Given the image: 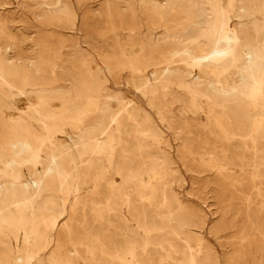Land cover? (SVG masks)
<instances>
[{"label":"rangeland","instance_id":"1","mask_svg":"<svg viewBox=\"0 0 264 264\" xmlns=\"http://www.w3.org/2000/svg\"><path fill=\"white\" fill-rule=\"evenodd\" d=\"M175 1L0 0V185L28 198L0 194V264H264V0L231 1L225 62ZM189 1L207 43L227 0Z\"/></svg>","mask_w":264,"mask_h":264},{"label":"bare ground","instance_id":"2","mask_svg":"<svg viewBox=\"0 0 264 264\" xmlns=\"http://www.w3.org/2000/svg\"><path fill=\"white\" fill-rule=\"evenodd\" d=\"M231 1L227 0L225 5H222L219 1H217L213 5L212 13L214 15V21L211 26V30L204 35L206 38L207 43H203L200 40H197V33H193V31L188 27L189 25V15L191 10V2L189 0H176L175 2H171L167 5V10L174 11L176 17L174 19L177 20L178 24L182 25L184 28L185 34L187 35V38H190L191 41V51H194L198 54V62L199 61H211V62H225L227 57L231 55L232 46L235 42V34L230 31L228 24H227V11L231 7ZM179 14L180 17L178 16ZM150 20V19H149ZM158 27V26H157ZM184 48V47H183ZM190 48V47H188ZM187 48V49H188ZM187 49L184 51L185 57H183L181 60L184 61L185 64H191L193 62V58L189 56V53L187 52ZM250 55H253V50H250ZM181 55V54H180ZM249 58L250 64L252 63V58ZM56 62V61H55ZM32 69V67H31ZM154 77V76H153ZM173 79V78H172ZM51 81V80H50ZM173 81V80H172ZM15 86V85H14ZM255 85L252 87L254 88ZM39 92V91H37ZM41 92V91H40ZM106 97V96H105ZM156 99V98H155ZM117 100V99H116ZM242 101V100H241ZM122 102V101H121ZM123 105V103H121ZM221 102V101H220ZM243 105V104H242ZM226 107V105H225ZM230 107V106H229ZM228 107V108H229ZM247 107V106H246ZM227 108V107H226ZM232 108V107H231ZM132 110V109H131ZM219 112V110H217ZM217 114V113H216ZM133 116V114L131 113ZM130 115V116H131ZM219 115V114H218ZM221 115V114H220ZM239 113L237 114V116ZM236 116V115H234ZM236 116V117H237ZM241 117V116H240ZM238 118V117H237ZM244 118H248L244 117ZM229 120V119H228ZM235 120V118H234ZM237 120V119H236ZM239 120H241L239 118ZM244 119H242L243 121ZM233 123V122H232ZM238 123V122H237ZM236 123V124H237ZM46 124V123H45ZM242 125V124H241ZM244 125V124H243ZM239 127V126H238ZM242 127V126H241ZM246 127V126H245ZM237 129V128H236ZM252 129V128H251ZM179 130V129H178ZM238 130V129H237ZM244 131V130H243ZM237 132V131H236ZM242 132V131H241ZM247 132V131H246ZM250 132H248L249 134ZM241 134V133H240ZM239 135V133H238ZM244 135V134H243ZM242 136V135H241ZM37 141V140H36ZM46 139H40L35 147H31L26 141L24 140H15L12 142V146L14 148L18 147V150L14 151L15 155H19L20 153L24 152L25 150H29V156L32 158H37L39 156V150L42 146L45 145ZM50 142V141H49ZM208 142V141H207ZM15 143H18L17 145ZM52 144V142H50ZM49 143V144H50ZM223 143V142H222ZM26 153V152H25ZM206 153V152H205ZM244 153V152H243ZM23 154V153H22ZM20 154V155H22ZM28 154V153H27ZM3 152H0V161L4 163L9 162V160H2L3 159ZM207 156V155H206ZM57 156L51 154L52 163H48L47 166L44 167L43 175L39 178H35V186H43L45 189L55 192L57 189L55 179H59V173L56 167V158ZM221 157V156H220ZM218 159V158H217ZM29 160V159H28ZM159 160V159H158ZM223 161V160H222ZM10 166L13 165L15 162V159L10 160ZM164 162V161H163ZM251 163V162H250ZM8 166V165H7ZM15 167V165H14ZM17 167V165H16ZM2 172L5 174L6 171L2 170ZM19 172V171H18ZM10 173L9 176L11 177L10 182L5 185H0V194H3L6 199L8 198H17L18 201H21L22 204L28 201L27 198V187L22 183L21 181V175L18 173ZM84 172V171H83ZM221 173V172H220ZM7 174V173H6ZM8 176V175H7ZM5 177V176H4ZM86 177V176H85ZM6 178V177H5ZM225 178V177H224ZM7 179V178H6ZM85 179V178H84ZM9 180V179H8ZM81 187V186H80ZM35 189V188H34ZM94 193V192H93ZM96 193V192H95ZM52 196V195H50ZM46 197L44 201L40 204L42 208H58V203L56 201V198L54 196L52 197ZM110 196V195H109ZM57 197V196H56ZM5 199V200H6ZM10 199V200H11ZM58 199V197H57ZM7 200V202H9ZM16 201V199H15ZM17 201V202H18ZM16 202V204H17ZM106 203V202H105ZM11 204V202H10ZM14 204V203H13ZM106 206V205H105ZM105 209V208H104ZM49 210V209H47ZM59 210V209H58ZM61 210V209H60ZM96 210V209H95ZM69 216V215H68ZM45 219V217H44ZM67 219V218H66ZM99 220V219H98ZM56 223V222H55ZM127 227V226H126ZM72 230V229H71ZM97 238V237H96ZM96 245V244H95ZM86 250V249H85ZM89 250V249H88ZM102 252V251H101ZM105 253V252H104ZM185 253V252H184ZM112 254V253H111ZM187 255V254H186ZM101 258V257H100ZM87 260V259H86ZM91 262V261H90ZM168 264V263H167Z\"/></svg>","mask_w":264,"mask_h":264}]
</instances>
